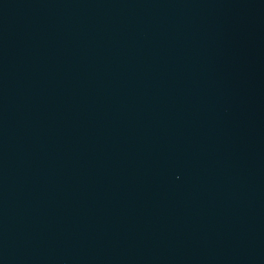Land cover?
Instances as JSON below:
<instances>
[{"label": "water", "instance_id": "1", "mask_svg": "<svg viewBox=\"0 0 264 264\" xmlns=\"http://www.w3.org/2000/svg\"><path fill=\"white\" fill-rule=\"evenodd\" d=\"M0 264H264V0H0Z\"/></svg>", "mask_w": 264, "mask_h": 264}]
</instances>
